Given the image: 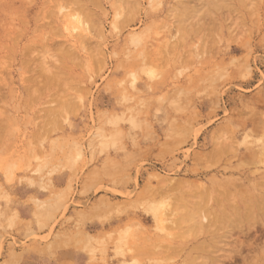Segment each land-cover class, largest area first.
<instances>
[{
	"label": "rangeland",
	"instance_id": "rangeland-1",
	"mask_svg": "<svg viewBox=\"0 0 264 264\" xmlns=\"http://www.w3.org/2000/svg\"><path fill=\"white\" fill-rule=\"evenodd\" d=\"M64 1L0 0V264H183L177 234L186 246L210 239L193 235V206L218 213L222 188H262L264 154L253 166L237 154L264 141V129L244 122L254 112L256 126L264 120V0ZM61 8L77 27L88 24L84 47L69 36L79 29L73 15L55 14ZM41 61L51 71L67 64V76L79 79L75 107L56 122L60 103L41 91ZM148 201L164 203L165 223L171 211L178 227L156 228ZM81 229L99 238L85 242ZM234 233L222 236L217 255L197 250L202 259L195 251L187 264L231 252Z\"/></svg>",
	"mask_w": 264,
	"mask_h": 264
},
{
	"label": "bare ground",
	"instance_id": "bare-ground-1",
	"mask_svg": "<svg viewBox=\"0 0 264 264\" xmlns=\"http://www.w3.org/2000/svg\"><path fill=\"white\" fill-rule=\"evenodd\" d=\"M62 1V0H61ZM64 1V0H63ZM71 1V0H69ZM59 2V1H58ZM65 2V1H64ZM51 4V3H50ZM58 4V3H57ZM74 4V3H73ZM218 4V3H217ZM56 5V4H55ZM63 5V4H62ZM51 6V5H50ZM57 6V5H56ZM55 6V7H56ZM61 6V5H60ZM60 6H58L57 8H60ZM181 6V5H180ZM54 7V6H53ZM64 7V5L62 6ZM86 7V6H85ZM52 10V9H51ZM53 11V10H52ZM54 12H57L55 13L57 16H61V18L63 19L64 16L66 17H69V16H72L71 13L69 12H65L63 11V8L61 9H57L55 10ZM55 16V15H54ZM65 17V18H66ZM54 18V17H53ZM60 17H58L59 19ZM67 19V18H66ZM64 20V19H63ZM56 21V20H55ZM54 21V22H55ZM72 21V22H71ZM77 21L76 17L73 15V18L70 19L68 22H71L72 24V27L73 29H78L79 27H77L76 24L78 23H75ZM214 21V20H213ZM62 22V21H60ZM64 22V21H63ZM62 22V23H63ZM56 24V23H55ZM66 24H68L66 22ZM65 25V24H64ZM62 26V28H57V29H61L62 31H67L68 33L72 32V31H68V28L67 25L66 27L65 26ZM70 26V25H69ZM71 28V26H70ZM72 29V28H71ZM56 29H54L55 31ZM60 30V31H61ZM57 32V30H56ZM55 34H59V33H56ZM54 33V32H53ZM65 33V32H64ZM61 35V34H59ZM65 35V34H64ZM73 36V37H76V41L80 44L79 46H82L84 47L87 43H88V40H90V28L88 26V24H84V25H81V27L77 30V32L73 35L72 34H69V36ZM55 36V35H54ZM63 36V35H61ZM68 36V37H69ZM70 36V37H71ZM231 36V35H230ZM56 37H59V36H56ZM66 38V36H65ZM38 40V39H37ZM76 41H73V42H70L69 45L72 46H77V43ZM51 43V42H49ZM50 45V44H49ZM68 45V46H69ZM47 46V45H46ZM69 46V48H71ZM88 47V46H87ZM69 48H67L66 50H64L62 53L64 54L65 57H67L69 59V62L70 63H73L77 60V57L76 56H72L71 52L74 53V51H72V49L69 50ZM74 50V49H73ZM76 50V49H75ZM78 50V48H77ZM83 50H85V48H83ZM47 51V50H46ZM71 51V52H70ZM80 51V50H79ZM62 54V55H63ZM78 54V53H77ZM86 54V53H85ZM62 59H65L63 58V56H61ZM60 58V59H61ZM87 58V57H86ZM61 59V60H62ZM87 60V59H86ZM42 64L40 65V76L43 75L45 76L46 78V81H44L43 83V88L41 86V91L44 89L45 93H51L52 96L56 97L58 100H59V103L60 104H57V107L55 109H52L51 110V113H52V119L54 120V122H56V118H57V114H62L63 111H65V108L67 109H73L75 107V101H74V96L76 94V91L78 90V88H76V85H75V82L76 80H79L77 79V77H73V76H67V72H66V69H67V64L66 65H62L61 61H60V65L59 67H56L55 69H53V71H51L50 67L47 66L46 63H43V61H41ZM65 62V60L63 61V63ZM89 62V61H88ZM247 62V61H246ZM66 63V62H65ZM78 63V62H77ZM75 64V63H74ZM81 64L83 66H85L86 62L85 60H83L81 62ZM24 66V65H23ZM87 66V65H86ZM72 66H69L68 68H71ZM73 68V67H72ZM71 68V69H72ZM24 69V68H23ZM65 69V70H64ZM7 72V71H6ZM68 73H71V72H68ZM37 74V73H36ZM39 74V73H38ZM34 77V76H33ZM30 78V77H29ZM36 77H34L35 79ZM79 78V77H78ZM33 78H30V80H32ZM29 80V79H28ZM3 82V81H2ZM1 80H0V85L2 84ZM28 82V81H27ZM33 82V81H32ZM28 86V85H27ZM30 86V85H29ZM28 86V87H29ZM27 87V88H28ZM31 87V86H30ZM33 89V88H32ZM35 87H34V90L35 91ZM30 90V89H29ZM27 91V90H26ZM43 91V92H44ZM31 92V91H30ZM263 94V97H264V90L261 91ZM260 92V93H261ZM32 93V92H31ZM34 94V93H33ZM31 94V95H33ZM34 97V96H33ZM259 97V96H258ZM262 97V99L264 100V98ZM30 98V97H29ZM6 100V99H5ZM260 101V99H257ZM262 100V101H263ZM1 101V100H0ZM4 101V100H3ZM260 101L259 103L263 104V102ZM2 104V103H1ZM251 108V106H249ZM15 108V106H14ZM254 108V107H253ZM3 110V108H1ZM0 109V112H2V110ZM13 109V108H12ZM245 109V108H244ZM252 109V108H251ZM235 110V109H234ZM237 110V109H236ZM254 110V109H253ZM258 111V110H257ZM5 112V111H3ZM239 112V111H238ZM251 113V111H250ZM249 113V114H250ZM255 114V115H254ZM259 114V112H258ZM258 114H256V112L253 113L254 117L252 118H248L244 121L245 124H248V123H252L253 125H255L256 129H258L257 133L260 131L259 129H264L262 126L264 123V120H258L260 122H258L259 126H256V121H255V118H256V115L258 116ZM260 114L262 115V112H260ZM4 115V114H3ZM252 115V113H251ZM250 116V115H249ZM1 117V116H0ZM4 117V116H3ZM9 117V115H8ZM260 117V115H259ZM258 118V117H257ZM261 118V117H260ZM259 118V119H260ZM7 119V118H6ZM2 119H0V122H3L1 121ZM8 120V119H7ZM172 122V121H171ZM6 123V122H5ZM13 123V121H12ZM3 124V123H2ZM0 123V125H2ZM9 124V123H8ZM11 124V123H10ZM244 124V125H245ZM4 125V124H3ZM262 125V126H261ZM6 126H7V123H6ZM247 126V125H246ZM3 126H1L0 128H2ZM15 127V126H14ZM3 129L5 130L6 128L3 127ZM1 130V129H0ZM2 130V132L4 131ZM251 130V129H250ZM12 131V130H11ZM256 131V130H255ZM0 131V133H2ZM6 132V131H5ZM195 132V131H194ZM7 133V132H6ZM260 133V132H259ZM264 133V132H262ZM3 134V133H2ZM5 134V133H4ZM8 134V133H7ZM10 134V133H9ZM6 135V134H5ZM261 135V134H260ZM4 136V135H3ZM10 136V135H9ZM14 136V135H13ZM179 136V135H178ZM248 137H251V133H248L247 132V135ZM254 136V135H253ZM252 136V137H253ZM1 137L2 135H0V140H1ZM257 137V136H256ZM260 137V136H259ZM4 138V137H3ZM253 139V138H252ZM258 139V140H257ZM255 141L257 142L256 146H250V145H247L244 149V151L241 152V150L239 151L238 148H236V150H238V156L239 158L241 157V159L245 160V161H250L251 165L252 164H255L256 162V159L258 158V154H264V141H261L262 140V137L260 138H257ZM8 140V139H7ZM2 141V140H1ZM0 141V143H1ZM254 141V143H255ZM9 142V140H8ZM225 143V142H224ZM262 145H261V144ZM11 144V143H10ZM221 143H219L217 146V149L216 147L214 148V151L218 152V151H222L220 150L223 147H225L224 145H220ZM233 146V145H232ZM228 147V146H227ZM230 147V146H229ZM229 147L226 148V152L229 150ZM235 148V147H234ZM228 149V150H227ZM218 150V151H217ZM235 150V149H234ZM230 151V150H229ZM209 152H212V151H209ZM219 153V152H218ZM222 153V152H220ZM225 153V151H224ZM206 154V153H205ZM216 154V153H215ZM214 155V153H213ZM219 155V154H217ZM222 155V154H221ZM220 155V156H221ZM226 155V154H225ZM237 155L235 156L237 158ZM207 156V155H206ZM212 157V156H211ZM216 157V156H215ZM204 158V157H203ZM202 158V159H203ZM222 158V156H221ZM208 159V158H207ZM215 159V158H213ZM217 159V157H216ZM198 160V159H197ZM218 160H220V158H218ZM217 160V161H218ZM261 160V159H260ZM209 161V160H208ZM227 161V160H226ZM255 161V162H254ZM264 163V161H262ZM261 162V163H262ZM212 163V162H211ZM262 163V164H263ZM203 164V163H202ZM12 165V164H11ZM259 165V164H258ZM261 165V164H260ZM259 165V167H260ZM10 166V165H9ZM8 166V167H9ZM213 166V165H212ZM246 166V165H245ZM253 166V165H252ZM257 166V164H256ZM6 167V166H5ZM6 167V168H8ZM14 167V166H13ZM43 168L45 167L42 166ZM205 167V166H204ZM208 167V166H207ZM227 167V166H226ZM263 169H258V170H252V171H261ZM10 171V170H9ZM12 171V170H11ZM5 173H7V171L5 170ZM196 173V172H195ZM198 173V172H197ZM9 175V174H8ZM262 178V180H260L258 182V186L263 188H259L257 191L254 189V191L252 192L251 190L248 189V186L247 188H243V185H239V184H235V182L233 181L234 179L231 178V181H230V184L232 186H235L236 185V188L237 186L240 187L242 186V191L240 190V188H237L239 190H237L236 192H232V191H226V190H223L222 188V191L219 190V197L221 198V200L219 198H215L212 196L211 198L213 199H219L220 202L217 200H215V203L216 204H221V207H218L220 209H217V212L218 213H215L214 211H212L214 209L213 205L210 206V207H198V206H193L192 207V210L190 211V214H189V218L193 221V223L191 224L190 223V228L191 230L194 232L193 235L196 234V239L199 238L200 234L202 233H208L209 236H210V239H204V240H201V241H198L197 243H195L194 245L192 246H186V242L187 241H184V238H183V234L179 233L177 234V239H175V241L177 242H174L176 245V247L179 249L181 248V244L183 243L184 246L181 248V249H184V251H187L188 253L186 254V256H184V259H183V264H187V260H185L186 258H189V256L192 254V252L195 253V251H201V250H209L208 252H210L211 250H214V254H215V250H219L220 249H217L216 248V244L218 246V244H223L224 243H221L222 242V238L223 237H228L231 238L230 236H233V233L234 231L237 232V236H235V238H233L231 241L233 242V249L231 250V252L227 253L226 252L224 255H221V257H216L213 259V257L211 256H208L205 258H203V260H198V261H204L203 264H210L211 260H212V263L211 264H226V261H230L229 264H236L238 261L241 262V264H264V253H262V255L259 253V250L260 248L264 245L261 246V237L264 236V174L260 176ZM8 178V176H7ZM216 178V177H215ZM248 178V177H247ZM214 179V178H213ZM230 179V178H229ZM233 179V180H232ZM173 181V180H172ZM216 181V180H214ZM221 181V180H219ZM236 181V180H235ZM174 182V181H173ZM218 182V181H217ZM239 182V181H238ZM179 185L181 183H183L182 181H179L176 182V183H173L176 186V184ZM244 183V182H243ZM255 183V182H254ZM171 184V183H170ZM224 184V183H223ZM214 186V185H213ZM216 186V185H215ZM218 186V185H217ZM224 186V185H223ZM227 186V185H226ZM222 187V186H221ZM226 188V187H225ZM231 189V188H230ZM218 194V193H217ZM214 195V194H213ZM237 195L239 196H242V204L238 203L237 201ZM147 199V198H146ZM240 199V198H239ZM144 200V199H142ZM141 200V201H142ZM148 200V199H147ZM149 202V201H148ZM166 203V201H164ZM100 203V202H99ZM103 203V202H102ZM168 203V202H167ZM166 203V204H167ZM97 204V203H96ZM162 204V203H161ZM158 201V203L154 204L152 202H149V204L147 205V208L144 210H146L147 212H149L152 217L154 218L155 220V224L157 225L156 228L158 229H162L160 228L161 226H164V228L166 227L165 225L167 226H174V227H178V223L179 221L177 222V220H179V216H176L172 214V212L170 211L172 217L171 219L167 222V224L165 223L166 219L163 218V217H169V211L165 212L164 210L166 209V207L163 209V212L165 213H161V210H160V207L162 205H164V203L161 205ZM169 204V203H168ZM195 204V203H194ZM104 205V204H103ZM146 205V204H145ZM119 206V205H118ZM94 208H91V212L96 214L99 212V206H93ZM102 207V205H101ZM169 205H168V209H169ZM114 208H118V207H114ZM115 209V210H116ZM118 210V209H117ZM116 210V211H117ZM171 210V209H170ZM216 210V209H215ZM40 211V210H39ZM38 211V212H39ZM90 212V213H91ZM2 213V212H1ZM89 214V213H88ZM167 214H169L167 216ZM211 214H213L212 216H210ZM4 215V214H3ZM38 215V214H37ZM40 215V214H39ZM96 217V216H94ZM165 219V220H164ZM169 219V218H168ZM174 219V220H173ZM101 223H103V219L100 220ZM164 221V222H163ZM259 227H260V230L261 232H259ZM167 229V228H166ZM256 229V231H255ZM119 232L121 230H118ZM140 231V230H139ZM122 234H125L127 235L126 233V230L124 231H121ZM256 232V234H255ZM259 232V233H258ZM100 233V232H99ZM166 233V232H165ZM164 233V234H165ZM170 233V232H169ZM77 234L79 235V239H86L87 241L85 242H91V241H94L95 242V239L97 240L99 237H95V236H92V234H89V233H86L85 231H82L79 230V232H77ZM112 235V233H109V235ZM119 234V233H118ZM163 234V235H164ZM218 234V235H217ZM236 235V233H234ZM239 234V235H238ZM59 236V235H58ZM61 236H63V234H61ZM208 236V235H207ZM221 238L220 240H218V237ZM221 236V237H220ZM223 236V237H222ZM240 236V237H239ZM244 237L246 239H241V237ZM254 236H256V238H254ZM193 237V236H192ZM103 238V237H102ZM194 238V237H193ZM207 238V237H205ZM226 239V238H223V240ZM210 240V241H209ZM227 241V239H226ZM93 242V243H94ZM218 242V243H217ZM220 242V243H219ZM225 242V241H224ZM59 244H61V239H57L56 240V243H54V245H50V247L48 248V250H55L58 248ZM173 244V243H172ZM174 245V244H173ZM219 245V247H220ZM222 246V245H221ZM218 247V248H219ZM227 247V246H226ZM230 247V248H232ZM216 248V249H215ZM224 248V247H223ZM229 248V249H230ZM263 248V247H262ZM46 249V248H45ZM146 249V248H145ZM48 250L44 251L43 252H48ZM223 250V249H222ZM197 251V254L200 253ZM264 251V250H263ZM218 251L216 252V255H217ZM196 256H198V258H201L202 259V255L198 254ZM208 254V253H207ZM220 254V253H219ZM218 254V255H219ZM223 254V253H221ZM192 256V255H191ZM214 256V255H213ZM223 256V257H222ZM193 257V256H192ZM195 257V256H194ZM204 257V256H203ZM134 260V259H133ZM161 260V259H160ZM194 260V259H193ZM191 261V260H190ZM192 262V261H191ZM196 262V260H195ZM195 262L193 264H195ZM200 262V263H201ZM239 263V262H238ZM120 264H143L140 260H136L134 262H126V261H123L121 262ZM148 264H152L151 263H148ZM198 264V262L196 263Z\"/></svg>",
	"mask_w": 264,
	"mask_h": 264
}]
</instances>
